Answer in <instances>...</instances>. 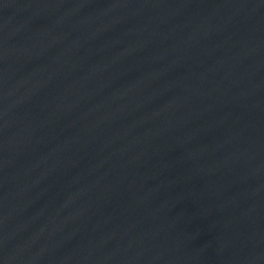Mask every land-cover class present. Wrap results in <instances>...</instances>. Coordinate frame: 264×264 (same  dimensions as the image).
Segmentation results:
<instances>
[{
	"label": "water",
	"instance_id": "1",
	"mask_svg": "<svg viewBox=\"0 0 264 264\" xmlns=\"http://www.w3.org/2000/svg\"><path fill=\"white\" fill-rule=\"evenodd\" d=\"M0 264H264V0H0Z\"/></svg>",
	"mask_w": 264,
	"mask_h": 264
}]
</instances>
